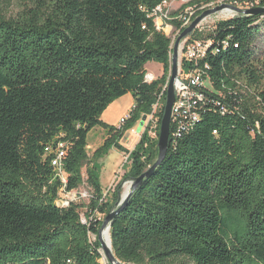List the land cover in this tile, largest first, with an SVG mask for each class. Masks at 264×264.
I'll return each instance as SVG.
<instances>
[{
    "label": "trees",
    "instance_id": "trees-1",
    "mask_svg": "<svg viewBox=\"0 0 264 264\" xmlns=\"http://www.w3.org/2000/svg\"><path fill=\"white\" fill-rule=\"evenodd\" d=\"M163 1L47 0L26 6L16 20L0 18V264H100L101 243L91 238L103 223L96 213L117 205L87 169L88 203L58 206L62 183L45 148L69 143L67 190L84 182L96 126L109 128L97 152L116 145L128 155L127 179L156 161L158 139L148 130L132 151L116 140L152 113L168 81L171 37L149 17ZM187 5L171 11L172 27ZM198 36L210 40L200 66L212 90L194 127L169 145L113 218L112 251L125 264H264V19L221 20ZM149 62L164 71L152 83L145 81ZM128 93L136 107L114 130L102 113ZM165 99L166 92L157 136ZM120 194L118 187L117 203Z\"/></svg>",
    "mask_w": 264,
    "mask_h": 264
},
{
    "label": "built area",
    "instance_id": "built-area-1",
    "mask_svg": "<svg viewBox=\"0 0 264 264\" xmlns=\"http://www.w3.org/2000/svg\"><path fill=\"white\" fill-rule=\"evenodd\" d=\"M176 1L177 0H165L149 12V17L153 18L157 30L161 31L172 27L169 22L173 17L171 16V7ZM190 2H192V0H181V6H179V8L183 5H188L175 17L179 22V26L173 28L174 33L171 36V48L177 36L203 11L218 6H225V8L205 17L195 30L183 39L179 45L183 60L179 65L178 78L175 83V100L171 113L174 132H172L171 143L172 141L175 143L179 137L194 127L201 116L200 110L204 106L207 92L211 90L207 66H200V61L207 53L210 40L201 38L198 35H205L207 31L212 30L213 26L221 20L242 16V14L234 8L246 10L264 4V0H209L207 2L189 4ZM171 57L172 52H170V59ZM155 80H157V76L152 72H147L145 81L147 83H152ZM167 87L168 81L162 87L158 95V100L153 105L152 113L148 115L149 117L147 116L148 120L144 126L143 133L145 130H149V128H151L150 126L154 123H157L156 113L162 106L161 99L163 94L167 91ZM217 104L221 106V112L224 113L226 111V105L220 100ZM130 116L131 114L122 118L118 125V129L128 121ZM214 133L216 134L217 131H214ZM142 134L139 139H141ZM69 147L70 145L68 142L58 140L45 148L46 153L52 156L51 164L55 170L56 177L62 183L56 200V204L62 208L68 207L72 203H78L82 198L89 201L92 195V189L88 186L87 182H84L85 184L83 183V185L78 188L67 190L68 174L65 170V159ZM82 222L86 223L87 221L82 218Z\"/></svg>",
    "mask_w": 264,
    "mask_h": 264
},
{
    "label": "rangeland",
    "instance_id": "rangeland-1",
    "mask_svg": "<svg viewBox=\"0 0 264 264\" xmlns=\"http://www.w3.org/2000/svg\"><path fill=\"white\" fill-rule=\"evenodd\" d=\"M46 1L47 0H0V18H5L6 20H16L19 14H21V12L26 8V6H34L38 2ZM180 4L181 0H177L171 7V10H177L179 6H181ZM173 28L174 27L168 29L170 37L174 33ZM258 43V51L264 53V36L258 40ZM182 60V52L179 48V65L181 64ZM145 68L147 72H153L155 76H157V79H159L164 73L163 66L156 62L147 63ZM135 107L136 99L134 96L131 93L125 94L114 99L109 105H107L102 113V119L105 124L111 128H114L115 130L118 128L122 118H125L127 115H129ZM148 117H146L145 120H140L138 123H136L132 128L133 131H126L124 137L121 140L117 139L116 142H119L120 146L132 151L140 140V135L143 133V129L147 123ZM125 124H123L121 129L125 126ZM150 127L151 128L148 130L149 136L154 139H159V135L157 136L156 132L157 123H154ZM108 137L109 128L105 126H96L89 132L88 143L91 146H87L89 159L84 161L85 165L82 171L84 178L83 181L86 183L87 169H91L102 189L103 197L106 198V201L110 205H117L116 194L118 187H121V194H123L128 184L131 185L132 180L127 178L129 176L132 164L130 161H126L127 154H125L119 147H116V145H111L109 148H104L103 150L97 152L98 149L104 146V143ZM79 203H88V200L82 198ZM86 210L87 209L84 208L81 213L82 218L85 220ZM96 216L103 221L106 215L98 212L96 213ZM91 238L92 240H95V238H98V236L91 235ZM101 253L103 257L100 260V264H108L109 262L105 258L102 249ZM247 264L261 263L250 262Z\"/></svg>",
    "mask_w": 264,
    "mask_h": 264
},
{
    "label": "water",
    "instance_id": "water-1",
    "mask_svg": "<svg viewBox=\"0 0 264 264\" xmlns=\"http://www.w3.org/2000/svg\"><path fill=\"white\" fill-rule=\"evenodd\" d=\"M225 8V6H218L213 9H208L203 11L200 15H198L192 23L185 28L177 37L173 50H172V57H171V72H170V79L168 83V88L166 91V99L164 104V113L161 120L160 125V133H159V139H158V157L156 161L140 176L135 178L131 181L130 190L128 193L124 196L123 194H120V199L117 203V206L110 211L104 218L101 228L98 232V239L101 243V249L103 250L105 258L108 260L110 264H125L120 262L111 249H109L102 238L103 232L111 226V222L113 218L117 215L121 209L128 203L129 199L133 195V193L144 183V181L148 178H150L155 170L163 163V161L166 158L169 145L171 144V113H172V107L175 100V83L176 79L178 78V66H179V45L183 39H185L189 34H191L195 28L198 26V24L207 16L218 12ZM239 13H242L246 17H254V16H261L264 15V6L241 10L239 8H234ZM145 120V117L144 119ZM132 264V263H127Z\"/></svg>",
    "mask_w": 264,
    "mask_h": 264
},
{
    "label": "bare ground",
    "instance_id": "bare-ground-1",
    "mask_svg": "<svg viewBox=\"0 0 264 264\" xmlns=\"http://www.w3.org/2000/svg\"><path fill=\"white\" fill-rule=\"evenodd\" d=\"M192 1H194V0H192ZM260 6H264V4H262V5H260ZM260 6H257V7H260ZM254 8H256V7H254ZM242 10V9H241ZM240 14H242V13H240ZM242 16H244L243 14H242ZM238 17V16H237ZM260 17V19H264V15H261V16H259ZM231 18H233V17H231ZM231 18H228V19H231ZM224 20H226V19H224ZM173 47H174V45H173ZM173 47L171 48V45H170V52H172V50H173ZM153 73V72H152ZM154 74V73H153ZM162 76V75H161ZM209 78H210V76H209ZM169 79H170V75H169V78H168V83H169ZM209 85H210V88H211V90H212V82H211V79L209 80ZM168 88V87H167ZM147 117V116H146ZM146 117H145V119H146ZM157 117V116H156ZM144 119V118H143ZM142 119V120H143ZM157 123H158V120H157ZM172 124H173V122H172V117H171V126H172ZM161 125V124H160ZM191 130V129H190ZM171 135H172V131H171ZM172 143H173V141H172ZM171 143V144H172ZM126 161H128V159H126ZM130 190V184H128V186L126 187V189H125V192H124V196L128 193V191ZM102 238H103V241H104V243H105V245L109 248V249H111V251H112V243H111V237H110V229L109 228H107L104 232H103V234H102ZM113 252V251H112Z\"/></svg>",
    "mask_w": 264,
    "mask_h": 264
},
{
    "label": "crops",
    "instance_id": "crops-1",
    "mask_svg": "<svg viewBox=\"0 0 264 264\" xmlns=\"http://www.w3.org/2000/svg\"><path fill=\"white\" fill-rule=\"evenodd\" d=\"M162 66V65H161ZM103 120V119H102ZM88 146H91L89 143H88Z\"/></svg>",
    "mask_w": 264,
    "mask_h": 264
}]
</instances>
